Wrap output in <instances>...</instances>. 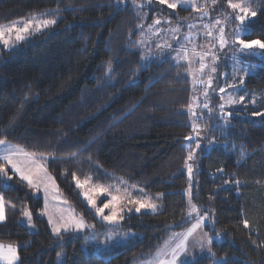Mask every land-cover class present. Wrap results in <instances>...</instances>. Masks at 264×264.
Returning <instances> with one entry per match:
<instances>
[{
	"label": "trees",
	"instance_id": "obj_1",
	"mask_svg": "<svg viewBox=\"0 0 264 264\" xmlns=\"http://www.w3.org/2000/svg\"><path fill=\"white\" fill-rule=\"evenodd\" d=\"M120 4L0 0V25L34 14L56 19L1 49L0 140L42 161L88 224L84 231L53 234L41 191L0 159L6 169L0 195L8 207L0 242L16 246V264H57L62 252L64 264L149 259L172 231L192 220L184 167L196 136L202 143L192 197L199 212L210 216L206 230L220 240L211 244L212 257L190 264H209L213 257H223V264H264V116L253 115L264 113V60L244 81L246 97L224 105L219 115L220 107H210L196 131L188 112L193 94L186 65L163 56L143 68L136 14ZM255 7L246 23L231 22L245 31L242 39L264 42V0ZM77 180L143 187L153 197L161 194L162 205L155 212L126 211L119 222L106 223L82 198ZM21 208L30 210L34 231L20 221ZM118 232L125 233L124 240L97 250L99 241Z\"/></svg>",
	"mask_w": 264,
	"mask_h": 264
},
{
	"label": "rangeland",
	"instance_id": "obj_2",
	"mask_svg": "<svg viewBox=\"0 0 264 264\" xmlns=\"http://www.w3.org/2000/svg\"><path fill=\"white\" fill-rule=\"evenodd\" d=\"M169 2H177V0H169ZM232 2L250 6L252 10L256 11L257 7L255 6L259 0H232ZM118 3H121V6L129 4L136 14V26L139 32L136 43L140 50L143 68L163 56H167L176 62H183L186 65L193 94L188 112L191 115L194 130L197 131L200 128V119L205 113H210V107H220L217 110V115H219L220 111H222L221 106L231 104L229 103L230 99L240 101L241 96L246 97L247 91L244 81L249 74L255 73L258 64L264 60V49L258 46H254L252 49H243L238 44V38L242 39L241 35L245 31L240 29L237 23L231 22V20L236 19L240 21L237 17L242 15V13L239 9L234 10L229 7V0H215V2L213 0H191V3L179 4L176 9L167 7L166 4L160 3V0H118ZM29 20H32L33 23L29 26L28 31L17 33L16 28L24 27ZM44 20H54L56 22V19L50 16L34 14L27 19H19L0 25V28L4 29L3 38H0V52L2 48H12L32 37L35 33L55 24H50L46 27L41 26L40 30L36 31V24ZM158 20L160 22L156 23ZM247 21L245 19L244 23ZM221 29H223V32H221ZM17 35H23L24 39L17 41ZM221 36L225 40L223 46L220 43ZM5 41H7V44ZM202 65L203 68L201 67ZM213 68H215V71L212 70ZM192 139L196 141V144L194 149L189 152L192 159H188L184 167L188 176V182L183 189L188 204V215L192 219L191 224L188 226L189 228L187 227L188 230L197 223L200 217H204V220L201 227L192 236L188 237V242L189 245L197 246L200 249L207 246L205 251L209 252L210 256H212L207 239L211 238V241L214 239L220 240V235L205 229V223L211 225L210 216L207 213L201 214L199 212L197 204L192 197L195 184L194 160L202 143L201 139H197L196 136ZM185 144L188 145L187 142ZM189 166L192 169L191 174L188 171ZM97 186H102L108 191L99 193L96 191ZM117 189H119V192L116 191ZM80 192L82 198L94 210L95 214L96 208L103 207V204L108 203L112 196L125 197L127 194H130L127 199H122L117 205V209L121 206L124 208L122 213L128 211L130 208L133 210L131 212L128 211L129 213L136 212L135 207L138 205L129 203L128 199L133 201L140 200L156 205L155 210L142 208L140 212H155L162 205L160 201L161 194L153 197L146 194L143 187H128L125 182L122 184L87 182L82 184ZM89 196L95 200V207L88 203L87 197ZM193 206H195V211H193ZM26 211L30 212L27 208H21V213L19 214L20 221L28 226L30 231H34L36 226L33 223V219H31V224L29 223L28 217L24 215ZM111 211L112 208L105 209L104 215H108ZM122 213H119V215ZM96 216L103 220L101 215L96 214ZM120 220L118 217L117 222ZM56 222L58 223V221L53 220L52 225L56 226ZM105 222L108 223L107 221ZM184 230L177 237V239L180 237L178 241L188 231L184 232ZM116 239L124 240L125 233H113L108 236V239L99 241L97 250L104 249L108 243H113ZM60 258L62 259V264H64L65 255L63 252L57 256V264H59L58 260ZM223 262V257H213L209 264H223Z\"/></svg>",
	"mask_w": 264,
	"mask_h": 264
},
{
	"label": "snow or ice",
	"instance_id": "obj_3",
	"mask_svg": "<svg viewBox=\"0 0 264 264\" xmlns=\"http://www.w3.org/2000/svg\"><path fill=\"white\" fill-rule=\"evenodd\" d=\"M213 2H215V0H213ZM160 3L162 4H166L167 7L172 8V9H176L179 4L182 3H191V0H177V2H169V0H160ZM229 7H231L232 9H239V11L242 13V15H240L239 17H237V19H239L241 21V23L244 22L246 16L250 15V16H255L256 15V11L252 10L250 6H244L241 3H233L232 0H229ZM160 21H156V23H159ZM33 23L32 20H29L27 24L24 25V27L22 28H16L17 33L20 32H26L28 31L29 26ZM55 21L54 20H44L42 22H39L36 24V31L40 30L41 26H48L50 24H54ZM15 27V26H13ZM9 31H11V29H9ZM221 32H223V29H221ZM4 35V29L0 28V38H3ZM24 36L23 35H17L16 36V40L20 41L23 40ZM238 44L240 46H242L243 49H252L254 46H258L261 49H264V42L260 41V40H244V39H239L237 40ZM5 43L7 44V41H5ZM220 43L221 46L224 45L225 40L223 38V36H221L220 39ZM203 68V65L201 66ZM213 71H215V68L212 69ZM210 83V82H209ZM221 91H223V89H221ZM244 99L243 96L240 97V100L242 101ZM236 101L233 100H229V103H235ZM254 102V101H253ZM205 107H207V105H205ZM223 107V106H221ZM231 115V114H229ZM253 115H258V116H264V113H253ZM0 145H5V141L4 140H0ZM5 154L3 156H0V159L4 160L7 164L11 165L12 169L16 172L20 173V177L21 180L23 181H27L28 185L32 188H39L40 183L37 181H34L33 179V175L35 174L36 176H39V173L41 171H43L45 173V178L48 180H51L52 178L50 176H47V172L46 169H43L41 165H35V161H31V163L33 165H35L34 169L30 168L29 169V174H25L21 168L19 167V165L12 159L13 156L21 154L19 149L13 148L12 146H6L4 149ZM24 155H28L29 159L31 160V156L30 154H24ZM188 159H192V156L189 155ZM189 173L191 174V166H189L188 168ZM6 173V169L4 167V165L0 164V174H5ZM11 177H9L10 179ZM73 178L76 179L75 175H73ZM77 183V187H82L81 183L79 180L76 181ZM85 183H87V181H85ZM135 187V186H133ZM97 192L99 193H103V192H107L108 190L103 188L102 186H97L96 189ZM117 192H119V189L116 190ZM130 196V194H127L125 197H120V196H112L111 200L108 203H104L103 207H97L96 208V214L97 215H101L103 220L107 221L108 223H116L119 219H123L122 215H119V213H122L124 211V208L121 206L117 209V205L120 203V201L122 199H127ZM88 199V203L91 204L93 207H95V200L92 199V197H87ZM129 203H134L136 205H138L137 207H135V211L136 212H140L142 208H150L152 210L156 209V205L152 204V203H148V202H144V201H140V200H131L128 199ZM14 206V205H13ZM107 208H112V211L108 214V215H104V211ZM46 209H47V203L45 204V214L46 213ZM133 209H128V211H132ZM195 206H193V211H195ZM24 215L26 217H28V221L31 224V213L30 212H24ZM5 206L3 203V197L0 196V221H4L5 220ZM204 220V217H200V219L197 220V223L194 224L192 226V228H190L186 234H183V239L180 241V243H178L174 248L171 249V259L168 260L167 262H161V264H177V262L180 260V256L183 254L187 253V240L189 236H192L193 233L196 232V230L198 228L201 227L202 222ZM49 223H52V217L49 216ZM244 223V227H248L249 226V222L247 220L243 221ZM34 227V225H33ZM61 227L63 228L64 231H67L69 227H74L75 230L79 231L82 230L85 227V224L83 222V220H70V221H66L62 226L57 227L54 226L53 227V232L55 233H60L61 231ZM94 227V226H92ZM205 236H207V234H205ZM208 244H211V238H208L207 240ZM201 247H203V245H201ZM5 248H6V254H5ZM209 251H211V249H209ZM59 256V253H58ZM0 259H6L8 261V264H14L15 261L18 260V255H17V249L15 247H13L12 245H0Z\"/></svg>",
	"mask_w": 264,
	"mask_h": 264
},
{
	"label": "crops",
	"instance_id": "obj_4",
	"mask_svg": "<svg viewBox=\"0 0 264 264\" xmlns=\"http://www.w3.org/2000/svg\"><path fill=\"white\" fill-rule=\"evenodd\" d=\"M9 145L12 146L13 148L20 150L21 154L13 156L12 159L19 165V167L21 168V170L25 174H29V169L30 168L34 169L35 165H41L43 169H46L47 176H50L52 178L51 180L46 179L45 173L43 171H41L39 173V176H36L35 174L33 175L34 181H37L40 183L38 190L41 191L42 196H43L44 214H45V204L47 203V209H46L47 214H45V216H46L48 223H49V216H51L52 221L53 220L58 221V223L57 222L55 223V225L57 227L62 226L66 221H70V220H77L78 221V220L82 219L84 224H85V227L79 231L75 230L74 227H69L67 231H64L63 228L61 227L60 233H55V232H53L54 225H52V223H49L52 233L58 235V234L71 232V231L80 232V231H84L85 229H87L88 228L87 222L74 211L72 206L68 203V201L66 200V198L62 194L61 189H60L58 183L56 182V180L54 179V177L47 170L44 163L42 161H40L35 155L24 150L22 147L18 146L17 144L5 141V145H0V156H3L5 154L4 149L6 146H9ZM25 153L30 154L31 160L29 159L28 155H24ZM31 161H35V165H33L31 163ZM9 166L12 169L11 165H9ZM14 172L20 177L19 172H16V171H14ZM24 182L27 183V181H24ZM3 203L5 206V217L7 218L8 207H7L4 199H3ZM6 218H5V220H6ZM4 221H0V222H4ZM190 224H191V222H190ZM205 226H206V223L204 224V227ZM188 228L187 227L184 228L185 230L182 229L179 231H172L169 234V236L164 240L162 245L152 255V257H150L149 259L142 261L138 264H161L162 261L167 262L168 260H170L171 259V249L174 248L183 239L182 238L180 241H178V239L180 237L178 239H177V237L179 236L180 232H182L183 230L185 232L186 230H188ZM175 237H176V241H175ZM212 242H211V244H212ZM207 244H208V242H207ZM211 244H209V249H211ZM0 245L7 246V245H12V244L0 242ZM12 246L16 248L15 245H12ZM206 247L207 246L200 249L197 246H193L191 244L189 245V242L187 240V253L180 256V260L177 262V264H190L193 261L200 259V258L212 257L213 253H212V256H210L209 252L205 251ZM211 252H212V250H211ZM5 254H6V248H5ZM17 255H18V251H17ZM17 261H15L14 264H16ZM0 264H8V261L6 259H0Z\"/></svg>",
	"mask_w": 264,
	"mask_h": 264
},
{
	"label": "water",
	"instance_id": "obj_5",
	"mask_svg": "<svg viewBox=\"0 0 264 264\" xmlns=\"http://www.w3.org/2000/svg\"><path fill=\"white\" fill-rule=\"evenodd\" d=\"M192 138H194V136H192Z\"/></svg>",
	"mask_w": 264,
	"mask_h": 264
}]
</instances>
